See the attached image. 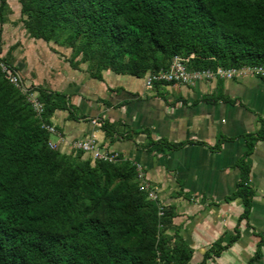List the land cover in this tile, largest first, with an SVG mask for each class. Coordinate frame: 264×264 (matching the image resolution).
<instances>
[{"label":"trees","instance_id":"trees-1","mask_svg":"<svg viewBox=\"0 0 264 264\" xmlns=\"http://www.w3.org/2000/svg\"><path fill=\"white\" fill-rule=\"evenodd\" d=\"M17 1L29 37L69 49V65L86 64L97 80L105 70L143 77L167 68L174 55L187 59L189 68L264 66V0ZM5 7L6 0H0V33ZM30 89L42 104L40 117L0 70V264L190 261V246L178 234H167L172 208L163 206L158 214L156 202L139 188L135 163L51 148V133L42 124L52 125L54 111L66 110L73 120L81 117L63 91ZM98 122L106 134L115 131L107 121ZM263 139L260 120L259 129L245 135L236 189L228 198L241 200L238 221L251 212L255 190L248 157ZM147 143L164 150L180 145L150 137ZM256 235L247 264L262 256L264 239ZM238 237L236 226L228 242H213L198 264L218 257Z\"/></svg>","mask_w":264,"mask_h":264},{"label":"crops","instance_id":"crops-1","mask_svg":"<svg viewBox=\"0 0 264 264\" xmlns=\"http://www.w3.org/2000/svg\"><path fill=\"white\" fill-rule=\"evenodd\" d=\"M6 51L1 45L0 55ZM23 60L14 55L11 61L26 81L63 91L81 117L70 119L63 109L50 117L57 131L56 141H50L59 151L69 153L72 141L93 135L102 149L139 164L160 202L173 210L167 234H178L192 249L186 264L194 256L198 264L213 242L227 243L236 226L237 240L206 264H247L259 240L256 234L264 239V139L248 157L255 193L247 220L237 218L241 200L228 198L236 189V162L246 148L245 135L256 132L264 120V78L247 75L145 88L144 76L105 70L100 80L94 79L85 64L72 68L53 50L44 54L45 63L31 79ZM91 119L105 120L115 131L106 134ZM148 137L180 145L164 150L149 145ZM261 250L252 264H264V242Z\"/></svg>","mask_w":264,"mask_h":264},{"label":"built area","instance_id":"built-area-1","mask_svg":"<svg viewBox=\"0 0 264 264\" xmlns=\"http://www.w3.org/2000/svg\"><path fill=\"white\" fill-rule=\"evenodd\" d=\"M0 70L13 84L18 88L27 98L35 110L37 116H41L43 113L42 104L39 102L37 96L30 89L25 87L21 75L17 70L12 69L6 63L0 61ZM247 75L264 77V66L258 64H243L235 67H205V68H189L187 65V59H184L178 55H174L171 59L169 66L165 69H160L155 72H147L144 75L145 88L153 87L155 82L158 83H170V84H194L200 80H214V79H232L243 77ZM92 123L100 126L98 120H92ZM42 126L49 132L56 134L57 131L54 126L48 124H42ZM51 148H57L56 144L50 142ZM72 149L82 150L92 160H105L109 162H116L121 159L119 153L115 151H108L102 149L95 136L91 135L85 139H78L71 142ZM136 177L139 183V188L146 191L147 197L156 202L158 206V214H163V205L158 201V195L156 188L150 184L146 179L144 171L139 164H135Z\"/></svg>","mask_w":264,"mask_h":264},{"label":"rangeland","instance_id":"rangeland-1","mask_svg":"<svg viewBox=\"0 0 264 264\" xmlns=\"http://www.w3.org/2000/svg\"><path fill=\"white\" fill-rule=\"evenodd\" d=\"M3 22L4 23L1 25L2 31L0 33V40L2 47L4 48V50L7 51L3 55H0V57L4 59L6 62H8V64L10 65H12L11 60L14 57V55L19 56L20 59L24 57L23 62L25 63V68L27 67L31 79L32 78L34 79L36 77V74L39 72L41 65L45 63L43 57L44 54L48 52V50H57L58 55L62 60H66V58L70 56L69 49L55 46L52 43H46L42 40L33 39L28 36V34L26 33L23 27L22 22H20L19 4L17 0H6ZM16 70L21 75L25 87L31 88L34 86H40L37 85L34 80L31 81L29 79L28 81H26L21 71H19L17 68ZM34 94L37 96L36 92H34ZM76 112L77 115H79L78 111ZM92 120H98V119H91L90 121ZM50 140L53 142L56 141L55 134L53 133L50 134ZM158 201L160 202L159 196H158ZM241 212H242V208L240 206L238 214H240ZM253 248L254 245L252 246V249ZM197 259H198L197 256H194L192 260V264L197 263L198 262Z\"/></svg>","mask_w":264,"mask_h":264}]
</instances>
